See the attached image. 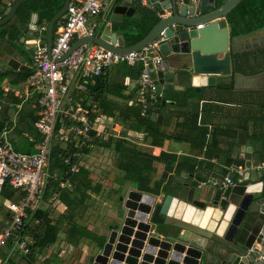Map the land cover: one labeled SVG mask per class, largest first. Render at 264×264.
Listing matches in <instances>:
<instances>
[{"label": "crops", "instance_id": "1", "mask_svg": "<svg viewBox=\"0 0 264 264\" xmlns=\"http://www.w3.org/2000/svg\"><path fill=\"white\" fill-rule=\"evenodd\" d=\"M13 1L16 0L6 2L8 8L11 6L10 2ZM123 1L119 3L123 4ZM136 4L137 0H133L132 4L123 5L135 7ZM135 13L136 8L133 15ZM109 16L103 27L109 24ZM130 17L123 16L122 22ZM36 20L37 15L31 13L28 31L19 39V46H14L4 39L0 41V49L9 45L15 51H21L19 47L29 44L27 42L29 40L40 38L45 42L46 24L37 27ZM14 21L16 18L10 23ZM93 21L100 23L101 19L95 18ZM111 27L112 31L121 34L113 29V24ZM99 31H96V34ZM79 33L81 35L82 32ZM235 37L238 38L234 40L232 47L230 46L233 54L230 76H218L214 86H205L199 77L194 76L189 70L183 76L176 77L174 90L163 91L161 101H158L156 96V101L159 103L154 102L147 117L166 136V138L161 136L156 138L160 144L151 145L149 140L145 139L146 134L144 133L132 130L122 133L121 124L101 111L113 120L116 129L119 130L121 138L114 140L125 141L130 146L137 147L155 158L151 163L153 171L149 172L151 180L149 187H154L155 183H159L158 193H142L129 182L121 183L123 173L116 166L111 173L112 176L111 174L103 177L96 175L92 171L94 155L86 158L81 169L89 172L88 179L91 185L87 191L89 198L85 200L84 205L74 211H68L58 197L55 203L45 201V205L40 206L42 209L50 208V218L53 221L63 215L68 217L71 214L74 217L73 220L66 219L61 224L56 242L37 256L36 264H54V261L59 264H87L89 258L100 248L101 238L105 242L109 227L118 221L121 215L119 198L129 191L155 196L160 202L165 194L181 186V179H194L198 186L209 185L218 189L219 186H213L210 182L217 181L215 174H223L224 178L229 175L234 177L236 172L240 171L243 173L242 183L250 182L251 178H255V175L250 174L249 171L240 168L225 169L220 165L222 160L231 156L235 148L251 147V154L264 157V56L258 55V52L264 50V28ZM32 50L33 48L29 50V56L22 61V66L28 67V70L3 71L4 67L2 71L0 69V75L6 74L7 76L0 83L2 91L0 114L4 115L8 126H13L10 140L14 149L27 142L26 136L36 135L33 121L37 116V95L31 94L27 88L28 79L21 80L22 74L31 70L30 51ZM0 58L6 59L7 56L0 53ZM125 73L123 67L117 64L105 70L101 77L105 83L103 90L111 91L106 95L108 100L120 104L123 102L114 94L119 86L124 88L125 95L134 92L132 98L126 99L127 105L129 100L136 99L139 76L135 78ZM91 96L93 97L92 92ZM27 144L30 145L28 142ZM100 149L96 154L100 155L105 152L113 154L112 151L103 147ZM161 155L166 158L163 161L157 160ZM112 159L114 160V157ZM261 164L264 163L259 165ZM167 166L169 169L166 173ZM256 170L259 172L257 168ZM68 183L69 186L63 189L71 192L73 186L70 178ZM115 198L118 200L115 201ZM70 224L83 227L88 234H83L78 242H69L65 231ZM180 233L185 234L192 242L201 245L200 248L204 252L199 259V264L224 263V258L219 255L223 251L220 244L183 231ZM19 257L16 256L14 260L17 262Z\"/></svg>", "mask_w": 264, "mask_h": 264}, {"label": "water", "instance_id": "2", "mask_svg": "<svg viewBox=\"0 0 264 264\" xmlns=\"http://www.w3.org/2000/svg\"><path fill=\"white\" fill-rule=\"evenodd\" d=\"M29 1L32 0H16L0 18V27L10 23L19 7ZM147 1L158 21L138 43L127 46L123 35L112 31L111 24H120L123 16L130 17L135 12L134 6L123 5L133 0H124L114 6L109 24L95 35L77 38L62 59L83 45H97L117 53L138 52L163 32L164 40L158 45L162 69L155 71L149 65L158 101L163 91L176 88V77L189 70L205 86H214L218 76L232 74L230 48L238 37L231 36L227 18L243 0ZM68 3L63 0L62 7L46 24L44 38L49 59L56 25L65 22ZM27 42L19 47L21 51L9 45L1 47L0 53L7 56L0 58L1 71L2 67L3 71L28 70L22 61L29 56L36 39ZM232 151L220 165L249 171L254 179L228 189L198 186L194 179H181V186L165 194L160 202L155 196L129 191L119 198L118 221L109 227L106 241L87 264H199L204 252L201 245L181 231L220 244L223 264H264V168L256 170L264 157L251 154V147ZM215 179L220 185L224 176L215 174ZM188 211L191 220L185 219Z\"/></svg>", "mask_w": 264, "mask_h": 264}, {"label": "built area", "instance_id": "3", "mask_svg": "<svg viewBox=\"0 0 264 264\" xmlns=\"http://www.w3.org/2000/svg\"><path fill=\"white\" fill-rule=\"evenodd\" d=\"M137 3L148 7L147 0H137ZM115 5L116 0H69L65 22L55 28L50 59L44 39H36L31 53L32 74L26 83L31 94L37 95L36 135L26 136L32 152L14 149L10 140L13 126L6 125L0 131V194L8 186L21 196L17 202L3 203L11 211V217L0 232V253L14 241L15 249L28 255V238H19V233L25 228L27 212L36 211L43 203L49 181H57L58 189L69 186L70 175L78 173L84 160L101 150V143L121 138L116 124L101 112L91 96V87L105 70L122 63L140 64L137 96L127 105L139 107L140 116L147 117L156 101V83L150 77L149 65L155 71L162 69L158 45L164 40L163 32L138 52L117 53L97 45H83L62 59L77 38L95 35L103 27ZM95 18L101 22L93 21ZM56 144L60 145L58 156L64 169L50 171L51 153ZM256 168L261 171L264 164ZM210 182L228 189L243 182V173L226 176L220 185L214 180ZM57 199L58 192L54 191L46 201L55 203Z\"/></svg>", "mask_w": 264, "mask_h": 264}, {"label": "trees", "instance_id": "4", "mask_svg": "<svg viewBox=\"0 0 264 264\" xmlns=\"http://www.w3.org/2000/svg\"><path fill=\"white\" fill-rule=\"evenodd\" d=\"M6 2H8V0H0V18L4 17L5 11L8 8ZM14 2L15 1L10 2V5ZM119 2H121V0H116V3ZM62 4L63 0H32L22 4L16 13V21L0 27V41L6 39L12 45L19 46V39L28 31V22L31 13L37 15L35 24L37 27H41L50 21L62 7ZM135 8V15L120 24H113V29L123 35L127 46H133L138 43L158 21L152 9L141 6L138 3ZM227 20L232 37L247 35L264 28V0L241 1L236 8L229 13ZM31 53L30 51V56ZM258 55L260 57L264 56V50L258 52ZM120 65L123 67V70H125V74L135 78L139 76L141 70L140 64L131 65L123 63ZM31 74L32 69L28 72H24L21 76V80L25 81ZM6 77V74H1L0 83ZM104 85L103 78L100 77L96 81V84L91 87L93 101L106 116L112 117L121 124L122 133L126 130L144 133L146 134L145 139L149 140L151 145L160 144L156 140L159 136L166 138L149 117L144 118L140 116L139 108H132L126 105V99L129 97L132 98L134 92L125 95L123 92L124 88L119 86L117 88L118 91L116 90L114 94L123 101L120 104L107 99L106 95L111 91L103 90ZM1 94L2 91L0 88V95ZM158 103L159 102L156 101V104ZM36 120L37 116L34 118L33 124ZM6 125L7 120L4 118V115L0 114V131H2ZM59 147L60 145L56 144L52 149L49 166L50 171L64 169V165L61 163V159L58 156L60 152L58 149ZM101 147L113 152L115 166L123 173L121 183L129 182L142 193H158L159 183H155L154 187H149L151 181L149 172L153 171L151 163L155 160L149 153L137 147H132L122 140L116 141L110 139L107 142L101 143ZM15 150L27 153L32 151L31 146L28 145L27 142L23 146L21 145V147H15ZM164 158H166V156L161 155L157 160L163 161ZM168 169L169 167L167 166L166 173ZM88 173L87 170L81 169L78 173L70 175V182L73 186L71 192L67 189H58V182L50 180L44 192V201H46L51 193L56 191L58 192L59 200L65 204L68 211H74L78 209L79 206H83L85 200L89 198L87 191L90 189L91 185V181L88 179ZM166 173L164 175H166ZM19 197L21 196L17 191L8 186L3 187L0 194V232L9 223L11 217V211L3 205L4 201L17 202ZM117 200L118 199L115 198V201ZM73 217L74 216L71 214H69L68 217L67 215H63L53 221L50 218V208L42 209L41 207L34 212H27V217L24 220L25 228L22 233H19V238L22 236L28 238L29 254H20L19 251L15 249V242L10 241L0 253L2 264H36L38 260L37 256L42 254L43 251L56 242L58 233L61 230V224H63L66 219L73 220ZM65 233H67L69 242H78L83 234H88L83 227L75 224H70V227ZM102 241L101 238V241H99L100 247H102L104 243V241ZM16 256H20L17 262L14 260ZM54 264L59 263L54 261Z\"/></svg>", "mask_w": 264, "mask_h": 264}, {"label": "rangeland", "instance_id": "5", "mask_svg": "<svg viewBox=\"0 0 264 264\" xmlns=\"http://www.w3.org/2000/svg\"><path fill=\"white\" fill-rule=\"evenodd\" d=\"M113 154L111 152H105L103 154H94V159L92 164V171L94 174L99 176H105L106 174H111L115 169ZM112 176V174H111ZM46 202L41 203V205H45Z\"/></svg>", "mask_w": 264, "mask_h": 264}, {"label": "bare ground", "instance_id": "6", "mask_svg": "<svg viewBox=\"0 0 264 264\" xmlns=\"http://www.w3.org/2000/svg\"><path fill=\"white\" fill-rule=\"evenodd\" d=\"M208 215V214H207ZM206 215V217H207ZM186 220H191V211H188L186 216H185ZM206 219H204L203 223L205 222ZM194 221H197V218L194 219Z\"/></svg>", "mask_w": 264, "mask_h": 264}]
</instances>
